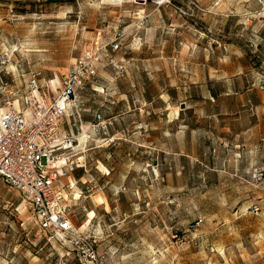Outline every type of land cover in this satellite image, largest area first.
Wrapping results in <instances>:
<instances>
[{
	"label": "rangeland",
	"instance_id": "1",
	"mask_svg": "<svg viewBox=\"0 0 264 264\" xmlns=\"http://www.w3.org/2000/svg\"><path fill=\"white\" fill-rule=\"evenodd\" d=\"M262 8L0 0V110L32 72L53 95L83 48L118 43L82 95L114 139L88 143L63 179L84 241L42 230L0 178V264H264Z\"/></svg>",
	"mask_w": 264,
	"mask_h": 264
},
{
	"label": "built area",
	"instance_id": "2",
	"mask_svg": "<svg viewBox=\"0 0 264 264\" xmlns=\"http://www.w3.org/2000/svg\"><path fill=\"white\" fill-rule=\"evenodd\" d=\"M260 17L264 22V8ZM96 43L81 50L53 95L43 90L39 72H32L24 93L16 90L15 98L7 96L0 110V178L28 202L42 230H54L75 243L84 239L69 217L63 179L70 183L75 169L84 166L77 154L88 143L114 139L111 122L99 109L91 110L90 120L84 115V90L98 75L103 56L108 58L107 47L118 48L117 42ZM112 65L116 73L124 71L122 64Z\"/></svg>",
	"mask_w": 264,
	"mask_h": 264
},
{
	"label": "water",
	"instance_id": "3",
	"mask_svg": "<svg viewBox=\"0 0 264 264\" xmlns=\"http://www.w3.org/2000/svg\"><path fill=\"white\" fill-rule=\"evenodd\" d=\"M184 107H185V103L182 102V103L180 104V108H184Z\"/></svg>",
	"mask_w": 264,
	"mask_h": 264
},
{
	"label": "bare ground",
	"instance_id": "4",
	"mask_svg": "<svg viewBox=\"0 0 264 264\" xmlns=\"http://www.w3.org/2000/svg\"><path fill=\"white\" fill-rule=\"evenodd\" d=\"M52 82H56V80H55V79H53V80H52ZM55 87H56V86H55Z\"/></svg>",
	"mask_w": 264,
	"mask_h": 264
}]
</instances>
